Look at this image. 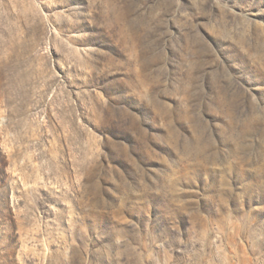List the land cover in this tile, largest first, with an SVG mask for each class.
Segmentation results:
<instances>
[{
    "label": "rangeland",
    "instance_id": "rangeland-1",
    "mask_svg": "<svg viewBox=\"0 0 264 264\" xmlns=\"http://www.w3.org/2000/svg\"><path fill=\"white\" fill-rule=\"evenodd\" d=\"M0 264H264V0H0Z\"/></svg>",
    "mask_w": 264,
    "mask_h": 264
}]
</instances>
